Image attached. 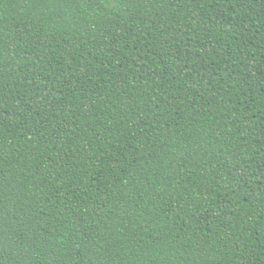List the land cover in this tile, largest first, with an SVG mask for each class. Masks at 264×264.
I'll return each instance as SVG.
<instances>
[{
  "label": "trees",
  "instance_id": "trees-1",
  "mask_svg": "<svg viewBox=\"0 0 264 264\" xmlns=\"http://www.w3.org/2000/svg\"><path fill=\"white\" fill-rule=\"evenodd\" d=\"M0 264H264V0H0Z\"/></svg>",
  "mask_w": 264,
  "mask_h": 264
}]
</instances>
